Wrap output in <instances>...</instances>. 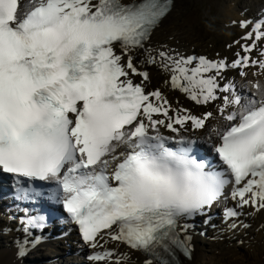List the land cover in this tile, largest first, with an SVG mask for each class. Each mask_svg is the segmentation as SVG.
Masks as SVG:
<instances>
[{"label":"snow or ice","instance_id":"snow-or-ice-1","mask_svg":"<svg viewBox=\"0 0 264 264\" xmlns=\"http://www.w3.org/2000/svg\"><path fill=\"white\" fill-rule=\"evenodd\" d=\"M28 2L22 9L21 0H0V170L55 181L86 243L97 247L102 230L115 226L110 238L143 251L145 264H174L177 247L190 254L181 221L210 209L230 185L237 208L264 210V86L257 83L244 103L239 96L227 101L236 110L216 132L220 164L206 171L192 155L196 141L181 133L186 125L204 128L212 114L171 115L159 90L134 82L149 80L137 63L153 65L196 103L217 98L226 62L150 44L172 0ZM254 27L242 39L264 41V21ZM255 48L245 43L246 55L232 66L264 68V50L259 61L249 55Z\"/></svg>","mask_w":264,"mask_h":264},{"label":"bare ground","instance_id":"bare-ground-1","mask_svg":"<svg viewBox=\"0 0 264 264\" xmlns=\"http://www.w3.org/2000/svg\"><path fill=\"white\" fill-rule=\"evenodd\" d=\"M21 1L22 9L30 7L28 0ZM186 1L174 0L172 11L154 30L150 40L151 46L170 47L185 55L202 56V54H210L214 56L213 59L222 60L228 65L237 53L243 51L242 46L245 43L256 44V48L260 50L259 53L264 50L261 46L262 41L242 39L247 32L256 31L254 24L250 23L248 28L240 26L241 21H253L260 12H264V0H239V6L236 5V0H220L216 21L219 23L220 28L218 37L222 39L224 45L219 50L213 48L211 40H202V38L192 34L190 30L180 27L183 16L182 10ZM232 31L238 34L236 40H233L229 34ZM216 51L219 52L215 53ZM255 53L256 51L253 54ZM137 55L140 59H144L143 54L137 53ZM137 67L141 71L149 72V80L145 81L149 89L158 88L168 102L182 105L180 106L181 110H187L184 106L193 108L196 106L201 111L208 110L212 113L210 123L213 126V131L207 129L198 132L200 136L212 137L226 124L225 117L236 110V107L227 101L235 96H242L241 103H244L253 94H257V83L264 86V68L251 66L246 69L229 65L223 75L218 76L217 79L218 81H224V83L225 80L233 82L235 84L234 91L228 92L225 89H220L216 92V99L206 104H198L191 100L187 94L171 87L170 73H162L153 65L137 63ZM235 80H238V82ZM225 95L229 96V100H221ZM11 218L12 214L9 216L6 212L2 217L0 216V264H68V262L77 264L83 261V257L71 259L70 261L63 259L64 254L75 251L76 238L74 233L58 239L51 236V239H47L48 242H52L47 252H43L42 255L34 252L32 256H26L27 246H23L22 235L7 229L14 222ZM246 223H250L252 226L247 229L245 228ZM64 230L69 229L64 227ZM195 230L200 235L197 234L194 237L192 235L195 246L193 258L189 260L181 257L179 264H264V210L257 211L251 206L244 207V214L241 216L239 226L230 230L229 233H219V229H211L210 224L204 225L203 223L198 224ZM207 235L213 238L207 240ZM110 245L122 254L123 264H145L148 259L147 256L141 253L140 260L136 261L134 259L136 250L127 248L121 243L111 242ZM110 264H114V262Z\"/></svg>","mask_w":264,"mask_h":264},{"label":"rangeland","instance_id":"rangeland-1","mask_svg":"<svg viewBox=\"0 0 264 264\" xmlns=\"http://www.w3.org/2000/svg\"><path fill=\"white\" fill-rule=\"evenodd\" d=\"M219 4L220 0H187L182 10L183 16L180 21V27L190 30L192 34L202 38V40H211L212 46L216 50H219L224 45L222 39L218 37L220 28L219 23L216 21ZM236 5H240L239 0H236ZM229 34L232 39H235L238 35L233 31L229 32ZM139 258L140 255L135 254L136 261Z\"/></svg>","mask_w":264,"mask_h":264}]
</instances>
